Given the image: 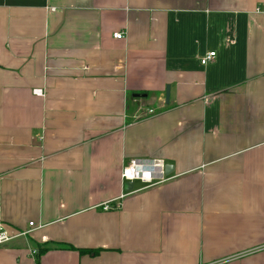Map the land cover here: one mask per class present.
Masks as SVG:
<instances>
[{
	"label": "crops",
	"instance_id": "0c3cea01",
	"mask_svg": "<svg viewBox=\"0 0 264 264\" xmlns=\"http://www.w3.org/2000/svg\"><path fill=\"white\" fill-rule=\"evenodd\" d=\"M0 224V264H264V0H0Z\"/></svg>",
	"mask_w": 264,
	"mask_h": 264
},
{
	"label": "built area",
	"instance_id": "2783aa9c",
	"mask_svg": "<svg viewBox=\"0 0 264 264\" xmlns=\"http://www.w3.org/2000/svg\"><path fill=\"white\" fill-rule=\"evenodd\" d=\"M113 39L114 40H122V39H124V35L122 33H115V34H113ZM215 57H216V54L214 52L207 53L205 56H203L200 59V64L202 66H206L209 63H211L215 59ZM33 94L37 97H43L44 93L41 90H35V91H33ZM147 113H148V115H153V111L149 110ZM164 166L165 165H164L163 161H158V160L152 161L151 165H149V166H142V165H139L138 163H136V161H132V162H130L128 167L124 168L121 171L120 179H121L122 183L140 182V183L148 185L150 187V186L157 184V183H154V181H156V180L152 177V174L154 173V169H158V170H160V172H162ZM139 173H144L146 176L141 177V176H139ZM125 196L126 195H122L115 201H110V202L104 203L99 208L103 212H110V211L118 210L120 208L121 201ZM28 226L30 228H32L33 223H29ZM29 233H30L29 231H25L23 233L21 232V233H16V234H13V233L9 234L5 230V227L0 224V248L3 245H5L6 243L12 241L13 239H16L19 237H26ZM31 254L33 256H36L37 255L36 250H33Z\"/></svg>",
	"mask_w": 264,
	"mask_h": 264
},
{
	"label": "water",
	"instance_id": "95a60500",
	"mask_svg": "<svg viewBox=\"0 0 264 264\" xmlns=\"http://www.w3.org/2000/svg\"><path fill=\"white\" fill-rule=\"evenodd\" d=\"M146 95L142 94H134L133 98H144ZM169 99V87H166L165 91V100L168 102ZM173 173V167L170 165H165L162 172H158L157 177L163 178V177H169ZM153 177V176H152ZM133 190V183L132 182H125L124 184V191L125 192H131Z\"/></svg>",
	"mask_w": 264,
	"mask_h": 264
},
{
	"label": "trees",
	"instance_id": "16d2710c",
	"mask_svg": "<svg viewBox=\"0 0 264 264\" xmlns=\"http://www.w3.org/2000/svg\"><path fill=\"white\" fill-rule=\"evenodd\" d=\"M68 249L70 250H74L72 247H68ZM47 251V249H42V248H39L38 249V253L37 255L35 256V260H36V263L38 264V260L40 258L41 255H43L45 252ZM79 252L80 255H90V254H96L97 252L95 251H84V250H77Z\"/></svg>",
	"mask_w": 264,
	"mask_h": 264
},
{
	"label": "bare ground",
	"instance_id": "6f19581e",
	"mask_svg": "<svg viewBox=\"0 0 264 264\" xmlns=\"http://www.w3.org/2000/svg\"><path fill=\"white\" fill-rule=\"evenodd\" d=\"M139 176L145 177L146 175L144 173H139Z\"/></svg>",
	"mask_w": 264,
	"mask_h": 264
},
{
	"label": "rangeland",
	"instance_id": "374dc122",
	"mask_svg": "<svg viewBox=\"0 0 264 264\" xmlns=\"http://www.w3.org/2000/svg\"><path fill=\"white\" fill-rule=\"evenodd\" d=\"M137 185V184H136Z\"/></svg>",
	"mask_w": 264,
	"mask_h": 264
}]
</instances>
